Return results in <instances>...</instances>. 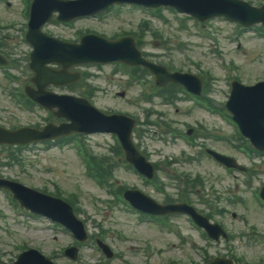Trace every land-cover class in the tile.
Listing matches in <instances>:
<instances>
[{"label":"rangeland","instance_id":"1","mask_svg":"<svg viewBox=\"0 0 264 264\" xmlns=\"http://www.w3.org/2000/svg\"><path fill=\"white\" fill-rule=\"evenodd\" d=\"M260 1V0H255ZM9 7H6L8 5ZM6 8L5 10L2 8ZM125 5L114 6L113 10L118 12ZM28 1L23 0L21 15H19L20 2L19 0H1L0 1V22L2 23H14V28L11 29L12 34L19 35L20 28V16L21 20L25 23L28 20L27 13ZM162 17L158 15H144L138 12L137 9H123L119 15L108 13L103 15L99 19H94L92 21H83L79 19L77 22H74L73 28L65 30L60 26H57L58 33L60 35H71L77 28H89L93 27L97 32L108 33L109 35L113 33H122L124 31L135 32V28L142 17H147L150 22V26L156 28L159 33L170 36V46L173 48L168 51L155 41L151 36V32L147 31V35L144 39V49L151 52L155 59L161 61H173L175 65L182 66L184 68H191L193 70H208V72L213 76L211 80L216 86H220L223 89L215 92L214 95L220 100L224 98V92L227 88V80L223 77L222 68L216 64V59L212 54H206L205 50L209 47L207 44L202 47H198L189 42L198 43L203 41L207 43V38H199L194 34L196 31L197 24L191 20L186 19L185 24L189 28L186 30L181 26L180 30L178 29L177 16L168 11L162 10ZM166 18V19H164ZM203 28L209 32L213 31L216 37L219 38V47L222 52L225 54L226 58H232L239 64L236 68L237 74H239L245 81L251 82L252 80L264 76V42L257 37H248L246 32L243 33L240 41L243 46L238 49H234L235 42H230L228 40L227 34H234L236 29L234 24L228 23L221 18L213 19L207 22ZM22 30L25 31L26 27H22ZM52 32H56L54 26L51 27ZM85 32V31H82ZM81 32V33H82ZM10 33V32H9ZM84 34V33H82ZM226 35L224 38L223 36ZM180 42H187L188 45L184 47L181 51L178 47H174L175 44ZM212 49H215V45H212L208 42ZM23 49L21 52H24ZM185 55H190L194 59V63L189 62L185 59ZM94 82H99L101 86H104L106 91H99L96 95L97 104L104 106L108 109H118L124 111H136L137 107L133 105L130 101V95L133 93L130 89H126L127 98L117 97L115 92L119 90L118 85L115 81H111L107 78V74L99 79H94ZM4 82L0 83V121L3 123H12L16 124L19 121H24V119L17 118L13 119L11 115H7L5 112V107L8 105V96L2 91ZM77 91H80L78 88ZM136 91V90H135ZM134 91V92H135ZM10 100V99H9ZM155 109L160 107L159 105H152ZM175 105L163 106L164 111H169L171 113V118H177L181 120L184 116L180 113L183 111L185 104L179 103L176 108ZM11 109V108H9ZM201 118L202 117H195ZM210 123V126L207 124ZM219 121L216 117L207 116L204 114V123L210 130L213 128L219 127L215 130L221 131L225 134H228V131L223 129L218 125ZM85 142L90 145L93 152H104L102 147L103 144H110L108 135L103 134H93L86 137ZM155 142V141H154ZM159 150L151 147L149 142H146V146L150 151L154 152L153 155L155 158H161L164 154H174L175 148L181 146L179 142L175 145L171 142V145H165L164 143H157ZM177 145V146H176ZM218 148L226 151V153L231 155H237L240 158L244 159L243 155L235 151L232 146L226 142L218 143ZM178 152V151H177ZM5 151L0 150V157L5 155ZM22 154L24 152L22 151ZM26 164L27 172H24L20 166H14L12 168H3V171L6 174H10L15 178H20L24 182L37 186V187H47L49 190L54 188L53 184H57L64 194L68 195L71 193H76L77 202L76 204L81 207L82 210L88 215L89 218H97L100 222L104 224L106 239L113 245L115 250L122 253V256L116 259L111 264H122L125 261H133L137 264H165L169 257L179 258L178 255L182 251L170 246L169 239L170 236H165L164 234H159L155 232L152 228H149L145 225L139 226L134 219L131 213L123 210L119 205L109 202V198L106 197L103 190L97 188L95 183L87 177L82 170L80 162L77 158L76 150L72 145H66L61 148L50 149L46 151V154H43L40 158H35L30 161L28 157ZM79 162V163H78ZM48 166L51 168V173L46 174L43 170L44 167ZM264 165L259 164L258 168H263ZM179 169V168H178ZM184 171H189L191 173H198L204 177L208 183L216 182L221 188V194L224 193L230 194L232 203L226 202L227 211L221 213L216 211L215 206L212 205L209 210H207V205H201L204 212L213 211L215 209L216 214L220 222L226 225L231 232H235L239 229H247L250 223H256L257 229L261 230L264 225L263 217L261 216V211L256 209L253 200L249 195L248 186L246 189L240 187L238 190L228 191L226 188L227 185H232L229 178H225L221 175L220 178L218 175V170L213 167L206 159H202L199 162L187 165L183 169ZM115 177L118 178L119 183L122 184H133L137 186L138 180L136 176L125 168H117L113 171ZM161 175L162 172H161ZM41 177H44L41 179ZM264 179V176H263ZM262 176L261 174H256L253 178L252 186H256L258 183H261ZM217 184H215L217 186ZM142 185L138 184V188ZM205 190V189H204ZM235 193V194H234ZM235 196H242L244 201H239ZM3 200V199H2ZM229 200V199H228ZM220 207V206H219ZM0 210L7 216V226L11 229V235L5 236L0 232V253L4 254V257L7 259L12 256V251L15 248L10 247L5 244L7 240H16L18 243H23V245L33 246L40 249L43 253L48 251L58 252V247L62 249L67 245L69 238L65 234H61L58 237H50L49 233L41 232L39 229V222L28 221V223L14 222L11 215V207L6 204V202L1 201L0 195ZM234 213V215H233ZM20 219V218H18ZM92 228V226L90 225ZM258 230V231H259ZM138 236L147 237L151 241L154 248L162 250L163 253L157 255L154 260L144 262L141 259V253L136 246L138 241L141 239ZM91 245L83 248L80 254L81 263H89L94 261L97 258V253L91 250ZM213 250L216 247H211ZM236 252L244 253L250 259H256L260 256L264 257V242H244L243 244L236 246ZM57 262L60 264H75V262L67 261L63 256L62 252L56 254ZM194 257L192 253L185 254V259Z\"/></svg>","mask_w":264,"mask_h":264}]
</instances>
